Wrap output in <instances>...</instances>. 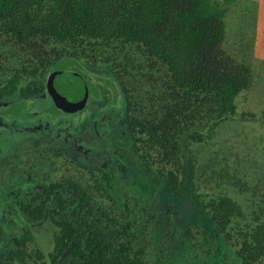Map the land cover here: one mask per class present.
<instances>
[{"label": "trees", "instance_id": "trees-1", "mask_svg": "<svg viewBox=\"0 0 264 264\" xmlns=\"http://www.w3.org/2000/svg\"><path fill=\"white\" fill-rule=\"evenodd\" d=\"M232 2L0 0V34L25 55L0 81V105L8 99L6 105L37 101L41 94L52 100L51 81L58 74L47 78L52 71L78 72L80 89L89 86L99 91L91 98L98 106H104L114 83L123 95L118 126L130 147L124 159L136 165L134 171L131 163L124 166L128 176L120 177L125 182L122 188L114 179L109 187L85 162L69 154L65 158L70 166L81 169H72L74 175L43 184L25 163L19 170L25 181L22 186L7 193V182L0 181V264H5L8 253L17 261L24 253V241L30 239L28 228L43 222L50 227V248L35 256L44 264H264L263 206L244 212L228 195L194 193L186 177L191 167L177 162L179 137L187 132L189 139H199L198 129L210 132L227 116H234L235 95L248 83L247 68L219 47L223 16ZM116 40L140 45L166 71L167 80L154 96L157 108L147 116L139 100L125 89L138 79L129 75L122 82L126 56L115 61V52L106 56L98 48ZM55 44L71 50L54 52ZM25 75H30L29 81L20 89ZM14 89L18 93L13 97L4 95ZM152 150L159 163L173 162L183 170L151 169L147 157ZM139 174L143 184H127V178ZM181 188H189L192 210L205 225L177 238L178 225L173 216L168 217L166 204H175ZM167 225L172 226L169 235ZM152 253L161 254L158 262Z\"/></svg>", "mask_w": 264, "mask_h": 264}, {"label": "rangeland", "instance_id": "rangeland-1", "mask_svg": "<svg viewBox=\"0 0 264 264\" xmlns=\"http://www.w3.org/2000/svg\"><path fill=\"white\" fill-rule=\"evenodd\" d=\"M253 5L256 7L255 2ZM247 11V3L233 0L223 16L224 37L219 46L231 60L244 65L248 70V83L234 98L235 115L227 116L210 132L198 129L201 133L199 139H189L186 136L187 132L183 133L179 137L180 150L177 156L180 165L187 162V168L191 167V172L186 173V177L192 182L194 193L228 195L244 212L258 206L264 208V49L258 48L257 34L249 30V18L252 17L253 11L251 10L245 18ZM243 12L245 16L241 14ZM237 32L241 34L240 40L235 39L238 38ZM54 48V52L71 50L70 46L60 44H55ZM98 48L106 56L111 51L115 52V61L122 60L123 56H126L127 73H122V82L125 83L129 75L135 76V81L137 79L138 81L133 84L127 83L129 86L126 85L125 89L131 91L136 101L139 100L141 110L143 107L146 112L143 115L151 114L158 104L154 96L159 95L160 84L167 80L164 67L146 56L142 47L135 43L124 44L116 40ZM24 56L19 46L0 34V81L11 75L14 69L12 65L23 60ZM77 73H62L52 77L53 95L50 98L65 99L78 93L80 85ZM24 77L26 79L19 83L20 89L29 81L30 75ZM98 92L88 86L85 106L78 112L63 111L55 107L51 99L9 105L4 103L9 99L1 101L0 116L10 123L12 121L22 123V117L30 120L34 118L32 112H40L41 122L47 127L56 117L71 127L82 124L90 128L92 125L97 127L105 121L111 126L108 131L106 128L99 137L96 136L90 141L91 150L85 154L68 150V147L58 139L47 136L19 139L12 148L3 152L5 155L2 153L0 156V181L8 183H5L7 193L13 192V189L25 182L19 177V170L24 169L25 163L33 170L34 179L43 184L68 174L74 175L73 170L80 172V168L74 169L72 165L71 168L65 158L67 154L72 159L85 162L92 172H96L105 180L109 187L114 184V179L116 186L122 188L125 182L120 177L128 176V173L124 172L128 166L125 169L124 166L131 163L130 170L136 169L133 161L129 163L124 159L127 157L126 153H130V147L120 126L115 127V123L119 125L121 120L123 95L112 83L105 102L102 101L104 106H98L97 100L91 99L94 97L93 93ZM17 93L14 89L4 92V95L13 97ZM101 129L102 127L98 128L100 131ZM137 145L140 146V143L137 142ZM153 148L156 151V146ZM154 150L147 157L151 169L159 168L162 172L167 170L179 172L182 169L173 162L159 163ZM55 151L59 154H54ZM126 181L129 183L134 181L139 185L144 182L140 174L137 177L127 178ZM129 183L127 184L131 185ZM186 189L181 188V196L175 198L174 205L166 204L170 208V212H167L168 217L173 216L178 225V230L174 232L177 238H180L182 233L195 232L200 228L199 226L205 225L200 214L192 210L194 202ZM167 228L169 235L172 226L167 225ZM28 232L30 239L24 241V253L17 257V261L10 253L5 254V264H44V259L36 258L35 254L38 251L45 254L50 248V227L43 222L29 227ZM173 253L176 256V252ZM160 255L152 253L151 258H158ZM164 255L166 254L163 253L162 256ZM142 260L145 262V258Z\"/></svg>", "mask_w": 264, "mask_h": 264}, {"label": "flooded vegetation", "instance_id": "flooded-vegetation-1", "mask_svg": "<svg viewBox=\"0 0 264 264\" xmlns=\"http://www.w3.org/2000/svg\"><path fill=\"white\" fill-rule=\"evenodd\" d=\"M43 96L44 94H41V99L45 101L47 98ZM39 113L40 112H32L34 118L30 120L21 118L22 123H18L17 121H12V123H10V121L6 122L3 120V117L0 116V153L7 152V150L12 148L19 139L47 136L49 138L58 139L59 142L68 147V150L70 149L74 152L85 154L87 151L91 150L90 141L96 136L99 137V134H102L106 128L107 131L111 128L106 121L103 122V124H99V127H102L101 131L98 130L99 127L93 125L91 128L84 124L71 127L67 125L66 122L59 120V117L54 118L53 123L48 122L49 126L47 127L41 122ZM115 124V127L118 126L117 122ZM5 145H8V147ZM3 155H5V153H3Z\"/></svg>", "mask_w": 264, "mask_h": 264}, {"label": "crops", "instance_id": "crops-1", "mask_svg": "<svg viewBox=\"0 0 264 264\" xmlns=\"http://www.w3.org/2000/svg\"><path fill=\"white\" fill-rule=\"evenodd\" d=\"M239 2L247 3L248 11L246 12V16L243 13L242 15L247 18V14L252 10V17L249 18V30H252L257 34L256 36V44L258 48L264 49V0H238ZM253 2L256 3V7L253 5ZM238 33V32H237ZM236 40L241 39V34L238 33V38L235 37ZM260 57V56H259Z\"/></svg>", "mask_w": 264, "mask_h": 264}, {"label": "water", "instance_id": "water-1", "mask_svg": "<svg viewBox=\"0 0 264 264\" xmlns=\"http://www.w3.org/2000/svg\"><path fill=\"white\" fill-rule=\"evenodd\" d=\"M62 74V71H52L49 72L47 78H50L54 74ZM87 96V89L85 86H82L78 93L73 96H69L65 99H57L52 97V103L55 107L67 111V112H78L85 106Z\"/></svg>", "mask_w": 264, "mask_h": 264}]
</instances>
